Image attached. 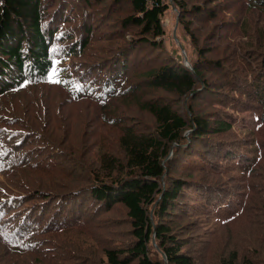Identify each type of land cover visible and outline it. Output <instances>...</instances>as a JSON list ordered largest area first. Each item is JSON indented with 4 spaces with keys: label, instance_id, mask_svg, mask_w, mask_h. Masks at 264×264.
I'll return each instance as SVG.
<instances>
[{
    "label": "trees",
    "instance_id": "1",
    "mask_svg": "<svg viewBox=\"0 0 264 264\" xmlns=\"http://www.w3.org/2000/svg\"><path fill=\"white\" fill-rule=\"evenodd\" d=\"M40 85L96 115L0 113V264H264L202 239L264 232V0H0V99Z\"/></svg>",
    "mask_w": 264,
    "mask_h": 264
},
{
    "label": "rangeland",
    "instance_id": "2",
    "mask_svg": "<svg viewBox=\"0 0 264 264\" xmlns=\"http://www.w3.org/2000/svg\"><path fill=\"white\" fill-rule=\"evenodd\" d=\"M164 26L166 29L165 39L167 46L169 49L174 50L179 47L178 40L175 39V33L181 38V32L177 24L176 10L173 7H170L164 15ZM182 55L185 57V53H182ZM186 55L192 57V50L188 45ZM42 94L45 95L44 101L43 98L41 99ZM67 98L64 91H60L56 88L49 89L47 86L40 85L5 95V97L0 99V113L10 112L11 109L17 108L23 102H28L30 109L35 111L30 114L32 119L40 120L41 113H38V111H42L44 107H47L48 109L50 108L49 110L53 115H57L58 113L66 115L72 129L77 131L78 126H81V124L86 121L85 118H83L84 112L90 111L91 114L94 113L96 115V106L90 101L71 102V99ZM59 108L61 109L59 110ZM256 122V116L248 112L240 117L236 126L243 132H247L254 127ZM1 125L5 126L7 129H13V126L7 122L0 121V126ZM101 130L105 131L104 128ZM0 182L7 183L5 175H0ZM222 210H225L224 215L218 213V218L216 219V217H214L212 219L213 221L209 227L210 233L204 234L202 238L203 240L210 239L216 230L215 237L210 241V245L208 246V252L210 254L213 253L216 244L220 240H229L231 247L239 252H255L256 246L258 250V243L263 240L262 234L264 233L261 228L250 225L246 216L243 215L229 224L222 226L220 223L229 215L225 207L222 208ZM194 251L197 255L202 253V257H204V252L201 248H195ZM212 264H217V262H213Z\"/></svg>",
    "mask_w": 264,
    "mask_h": 264
},
{
    "label": "water",
    "instance_id": "3",
    "mask_svg": "<svg viewBox=\"0 0 264 264\" xmlns=\"http://www.w3.org/2000/svg\"><path fill=\"white\" fill-rule=\"evenodd\" d=\"M175 37L177 38L176 33H175ZM182 51H183V53H185V57H184L185 58V62H186L187 65H189V61H188V57L186 55V51L184 49Z\"/></svg>",
    "mask_w": 264,
    "mask_h": 264
}]
</instances>
